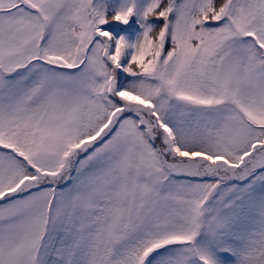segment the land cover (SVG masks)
Instances as JSON below:
<instances>
[{
  "label": "snow or ice",
  "instance_id": "1",
  "mask_svg": "<svg viewBox=\"0 0 264 264\" xmlns=\"http://www.w3.org/2000/svg\"><path fill=\"white\" fill-rule=\"evenodd\" d=\"M0 264H264V0H0Z\"/></svg>",
  "mask_w": 264,
  "mask_h": 264
}]
</instances>
